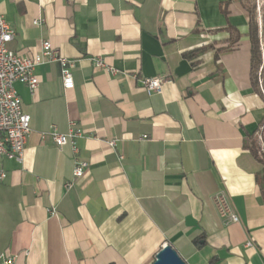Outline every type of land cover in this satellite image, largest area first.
I'll list each match as a JSON object with an SVG mask.
<instances>
[{"label": "crops", "instance_id": "crops-1", "mask_svg": "<svg viewBox=\"0 0 264 264\" xmlns=\"http://www.w3.org/2000/svg\"><path fill=\"white\" fill-rule=\"evenodd\" d=\"M243 3L0 0L11 50L33 56L47 39L74 61L72 89L54 61L35 67L33 92L14 82L30 132L20 162L0 161V253L15 264H153L170 244L187 264H264L261 168L245 147L264 148V95L250 80ZM156 76L148 94L141 79ZM71 122L88 162L77 180L70 145L41 137Z\"/></svg>", "mask_w": 264, "mask_h": 264}, {"label": "built area", "instance_id": "built-area-1", "mask_svg": "<svg viewBox=\"0 0 264 264\" xmlns=\"http://www.w3.org/2000/svg\"><path fill=\"white\" fill-rule=\"evenodd\" d=\"M38 23L39 20L33 21L35 25ZM13 37V29L3 15L0 14V161L8 159L20 162L30 132V115L22 109V102L14 88V82H23L29 91L33 92L39 84V79L34 73L35 67L41 63L54 61L60 67L63 89H72L74 86L72 77L74 61L60 55L59 51L47 39L41 41L38 53L33 56H23L8 47V43ZM93 62L95 67L100 70L110 73L116 72L100 56L95 57ZM163 82L164 79L159 76L141 79V84L148 94L159 92ZM83 132V130L76 127L75 123L71 122L66 132H59L56 127L51 125L48 132L41 133L42 138L48 135L58 147L70 145L74 159L72 170L74 180L81 178L88 167V162L79 157L78 148L75 144V139L81 137ZM107 143L110 146L115 145L114 140H110ZM261 148L264 150L262 146ZM5 177V171L0 168V181ZM73 184V180L68 181L64 184V188L67 190ZM218 206L220 213L226 217L228 222H236L238 220L224 197L220 196L218 198ZM49 212L55 214L54 208H50ZM247 245H250V242H247ZM15 259L16 256L10 252L0 253V264H15Z\"/></svg>", "mask_w": 264, "mask_h": 264}, {"label": "trees", "instance_id": "trees-1", "mask_svg": "<svg viewBox=\"0 0 264 264\" xmlns=\"http://www.w3.org/2000/svg\"><path fill=\"white\" fill-rule=\"evenodd\" d=\"M243 4L245 6L247 17H248V39L250 42V80L252 84V88L262 95V92L259 89L258 86V80L255 71L256 66L260 64L262 61L261 58V47H260V37L258 33V26L255 20V6L254 3L251 5H248L246 0H243ZM200 49H197L195 52L199 51ZM192 51L190 54H193ZM245 147L249 150L251 155L254 157V159L261 164L260 172L256 175V180L258 181L260 185V191L262 194V198L264 200V163L263 161L258 157V151L260 150V144L258 141L254 138H250V141L248 144L245 145Z\"/></svg>", "mask_w": 264, "mask_h": 264}, {"label": "rangeland", "instance_id": "rangeland-1", "mask_svg": "<svg viewBox=\"0 0 264 264\" xmlns=\"http://www.w3.org/2000/svg\"><path fill=\"white\" fill-rule=\"evenodd\" d=\"M248 5L254 3L255 9V20L258 26V33L260 37V47H261V58L262 61L258 66L255 68V73L258 80V86L262 94L264 93V0H246ZM261 147V146H260ZM258 157L264 163V150L260 148L258 151ZM260 168H261V164Z\"/></svg>", "mask_w": 264, "mask_h": 264}, {"label": "water", "instance_id": "water-1", "mask_svg": "<svg viewBox=\"0 0 264 264\" xmlns=\"http://www.w3.org/2000/svg\"><path fill=\"white\" fill-rule=\"evenodd\" d=\"M153 264H187L170 244L164 245L155 255Z\"/></svg>", "mask_w": 264, "mask_h": 264}]
</instances>
